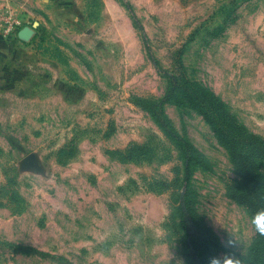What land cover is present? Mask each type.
<instances>
[{"label":"rangeland","instance_id":"374dc122","mask_svg":"<svg viewBox=\"0 0 264 264\" xmlns=\"http://www.w3.org/2000/svg\"><path fill=\"white\" fill-rule=\"evenodd\" d=\"M51 1L25 7L41 20L37 50L85 83L105 113L72 120L74 106L62 94L42 101L40 87L0 94V264H187L186 196L215 256L243 264L254 230L226 197L235 175L205 118L183 101L164 106L211 164L195 173L191 195L178 150L142 101L164 98L174 78L189 80L264 137V0ZM86 133L102 148L113 142L99 179L68 166L79 155L81 165L102 161L87 154Z\"/></svg>","mask_w":264,"mask_h":264},{"label":"trees","instance_id":"16d2710c","mask_svg":"<svg viewBox=\"0 0 264 264\" xmlns=\"http://www.w3.org/2000/svg\"><path fill=\"white\" fill-rule=\"evenodd\" d=\"M37 46L38 44L36 48ZM175 100L183 101L205 118L215 140L225 151L235 175L232 182L226 183V197L243 208L250 219L257 209L264 208V137L244 125L212 93L189 80L180 83L178 78H174L164 98L158 101H142L178 150L183 168L182 183L190 185L188 192L191 195L195 173L210 169L211 164L193 142L180 134L166 117L165 104H173ZM61 154L63 152L59 156ZM184 202L191 217L190 224L194 227L192 234H187L183 241L187 248V264H201L205 259L211 264V260L217 258L216 240L207 237L209 228H206V223L198 215L194 200L186 196ZM195 241L202 246L200 249L204 259H199V249L197 251ZM20 250L26 251L24 248ZM241 260L243 264H264V236L254 232L253 240Z\"/></svg>","mask_w":264,"mask_h":264},{"label":"crops","instance_id":"0c3cea01","mask_svg":"<svg viewBox=\"0 0 264 264\" xmlns=\"http://www.w3.org/2000/svg\"><path fill=\"white\" fill-rule=\"evenodd\" d=\"M33 4L44 8L48 6V4H51L52 6V1L0 0V11H14L20 16L24 23V27L19 32L16 41L6 40L0 33V94L2 96V94L5 95L12 92L17 93V91L20 92V90L24 91L40 87V89H44V91H40V95H38L42 101L53 102L58 94H62V103H68L74 106V109L72 108V115H74L71 117L72 120L80 121V119L83 118L86 121H91L92 118L95 117V111L101 113L106 106L98 102L93 104L96 99L93 100L94 97H92L90 90L83 86L85 83L68 80V78L65 77L64 72L58 68L59 66L56 61L45 57L37 50L36 45L39 42L37 35L41 20L37 13H34L32 10H25L27 5ZM50 10L48 13L51 14V19L54 20V23L56 24L58 14L54 8ZM78 37V42H80L83 40L84 35L79 34ZM21 73H24L25 75L39 73L41 80L37 83H34L32 80L18 81L16 77L21 75ZM81 106L84 107L80 108ZM67 131H69L70 135L74 134V131H72L71 128ZM84 135L85 136H81L83 139H86L84 142L87 141L91 145L87 154H89V156H97L100 160L102 159V161L99 163H93L90 160L86 165H81L79 162L81 155H79L78 158H75V161L72 160L68 166L76 165L78 169H81L82 166L87 167L86 171L88 172L89 170V174L87 175L85 172L82 175L89 178L92 177V179L102 178L107 174L106 162H103V159L105 161L106 157L105 152L108 149H113V142L108 144L105 143L103 145L104 148H102L99 141L98 143L91 142L90 138H92V135L90 133ZM126 141V139L124 142L121 140L119 148L123 147L122 144Z\"/></svg>","mask_w":264,"mask_h":264},{"label":"built area","instance_id":"2783aa9c","mask_svg":"<svg viewBox=\"0 0 264 264\" xmlns=\"http://www.w3.org/2000/svg\"><path fill=\"white\" fill-rule=\"evenodd\" d=\"M23 27L22 19L14 11H0V33L6 40L16 41Z\"/></svg>","mask_w":264,"mask_h":264},{"label":"clouds","instance_id":"9594fccd","mask_svg":"<svg viewBox=\"0 0 264 264\" xmlns=\"http://www.w3.org/2000/svg\"><path fill=\"white\" fill-rule=\"evenodd\" d=\"M250 223L255 233L264 236V208L257 209L250 217ZM235 237V236H234ZM235 240L237 241L236 237ZM211 264H240L239 259L225 258L221 261L213 258Z\"/></svg>","mask_w":264,"mask_h":264}]
</instances>
